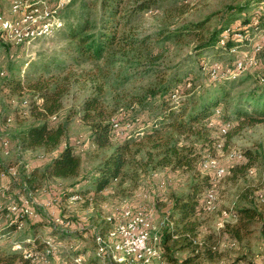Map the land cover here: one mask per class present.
Wrapping results in <instances>:
<instances>
[{"label": "rangeland", "instance_id": "374dc122", "mask_svg": "<svg viewBox=\"0 0 264 264\" xmlns=\"http://www.w3.org/2000/svg\"><path fill=\"white\" fill-rule=\"evenodd\" d=\"M46 1L54 4L57 0ZM242 1L158 0L150 10L142 12L129 24L120 23L118 25L117 33L121 31L129 42L130 38L133 39L131 45L116 42L110 45L99 59L84 60L80 64L68 65L69 79L66 90L60 95L61 106L57 112H54V118L46 117V119L53 123H61L64 126V132L58 146L72 144L79 157V175L81 177L87 175L110 150V146L101 148L90 146L87 139L88 128L78 118L77 114L82 98L94 92L95 86L99 85L101 90L99 97L102 104L110 112L112 119L119 120L118 126L123 134L132 132L134 136L140 135L133 132V129L146 122L149 123L154 117L157 118L161 114V110L164 109L163 105L167 107L173 102L188 97V95L197 97L201 91H205L208 87L209 89L216 87L220 83L219 81L210 82L208 75L200 68L199 57L201 55H199L200 50L197 44L210 34L225 14L230 13L228 10L234 9ZM83 3H87L89 18L97 19L99 14L97 0H70L59 10V16L63 22L62 26L50 35L38 37L27 44L4 40L0 42V134H6L12 149L9 156L0 154V164L11 160L15 153H19L29 163L36 165L57 150L58 147L45 149L39 146L28 148L19 146L15 136L21 129L39 121L31 114L32 105H36L39 101L37 98L38 91L29 89L26 87V83L33 81L38 76L42 81L49 78L48 87L52 85V81L61 83L62 74H59L62 73L61 71L51 67L48 72H45L42 70V66L53 56L61 58L57 49L64 42L62 37L65 24L76 19ZM8 4L9 0H1V9L6 15H8ZM120 5V12H122L126 2H122ZM250 7L251 5L246 7L243 12L249 13ZM199 20L202 21V24L196 32L169 35L178 26ZM202 51L207 52V55H212L207 48ZM8 73H12L20 85L24 87L12 90L3 86L2 81ZM239 77L233 81L224 79L223 84L227 90V95L223 101L216 104L219 112L221 111L232 120V128L229 127L227 134L221 135L217 132V128H214L215 126H209L211 128L207 138L213 140L212 143L203 147L199 146L202 138H193L192 135L182 138V141H191L199 146L197 151L200 158L193 169L173 170L168 166L152 167L149 164L143 170L138 169L132 178V182H123L116 187H112L113 184H111L108 186L109 191L105 193L106 198L105 196L97 198L99 202L113 204H120L124 200L131 204L142 202L148 208H151V202H154V219L151 217L156 223L169 210L173 195L184 192L194 179H200L206 175L211 184L203 187L202 192L205 188L211 187L215 192L216 206L211 211L202 208L198 210L197 215L202 223V229L196 238L201 239L203 238L202 234L214 231L212 239L216 245V250L211 258H206L200 254L196 264H232L233 261H238L233 264H264V224H262L264 200L259 201L257 199V193L262 192L264 194V124L261 122H243L241 118L235 117L231 112L234 104H240L249 109L254 97L258 93H264V85L256 84V79L253 77ZM173 79H179L175 98H172L171 95L169 97L164 96V102H160L163 100L160 98V94L151 95L148 92L149 89L157 88L167 81L173 83ZM180 79H184L185 82L189 81V85L184 87L180 84L182 83ZM249 96L250 98H248ZM23 97L28 101L27 106L19 103ZM12 99L16 102L14 105ZM165 101L167 105H165ZM130 104L133 107L131 114H137L138 120L130 122V126L125 127L124 121L126 123L127 116L125 115L127 112L125 108ZM5 115L10 116V121L2 124V118ZM237 122H239V126H236L235 123ZM167 132L168 130H165L161 133ZM76 140H78L77 143H75ZM114 141L115 139H113ZM142 145L144 147L136 154L139 159L145 157L143 149L149 144L144 142ZM245 149L250 151V156L244 153ZM238 151L241 156L233 157L234 153ZM206 156H212L216 159L218 165L223 168L222 175L217 176L212 169L201 167V160ZM35 176L37 179L42 176L43 179L42 174L39 176L37 173ZM75 179L76 177H68L52 180L59 182L62 188L69 186ZM5 182L4 179L0 178V189L1 187L6 189L3 186ZM35 186L37 187V185ZM143 193L146 196L142 195ZM8 194H11L10 190L1 196L3 201L8 198ZM202 194H200V200ZM38 196L40 193H37ZM93 200L94 198L85 199L83 202L69 205L61 203L63 207L58 206L60 207L59 215L65 224L67 222L76 226L79 225L83 227L81 230H87L88 227H84V223L89 222L93 216L85 206L89 201L93 205ZM243 203L253 205L258 211V214L252 217L251 222L245 228L247 231L245 236L236 240L233 237H228L225 233H217L222 226H215L214 221L220 220L222 224L233 223L234 216L231 212L233 209L244 205ZM37 218L40 219L37 225L41 223V220L48 223L41 215ZM28 219L32 218L23 219L22 226L14 231L11 230L9 234H1L2 228L6 227V224H4L3 219H0V225H3V227L0 226L1 242L4 243L6 240L18 241L21 236L26 235L24 230ZM46 234L45 230L38 232V235L42 236L41 238ZM80 234L76 235L79 236ZM52 238L56 244L49 257L50 264H71L70 254L73 251H70L68 245L72 241L77 243L75 245L77 246L76 251L84 250V253L87 250L86 260H88V264H99L96 259L91 258L93 256V241L89 235L62 239L61 234L58 239ZM76 238L79 239L77 242H75ZM182 254H184L182 251L175 252L177 257ZM151 264L169 263L162 256L161 262L152 261Z\"/></svg>", "mask_w": 264, "mask_h": 264}, {"label": "trees", "instance_id": "16d2710c", "mask_svg": "<svg viewBox=\"0 0 264 264\" xmlns=\"http://www.w3.org/2000/svg\"><path fill=\"white\" fill-rule=\"evenodd\" d=\"M97 1L98 18L90 19L87 3H83L76 19L65 24L62 37L64 42L57 49L58 53L61 54V58L53 56L42 66V70L45 72H48L51 67L61 71L62 73H59L62 74L61 83L52 81V85L48 87L49 78L42 81L39 76L26 83V87L38 91L37 98L39 101L36 105H32L31 114L39 121L21 129L15 136L19 146L27 148L39 146L45 149L58 147L51 156L44 158L46 161L44 162L43 172L45 175L58 178L76 177L63 190V194L66 195L73 191L80 192L82 195L84 194L80 202L92 198L96 200L98 197L104 196L106 198L105 193L109 191V185L113 184L112 187H116L123 182H132V178L138 169L143 170L149 164L152 167L164 165L173 170L193 169L200 158L197 147H203L208 143H212L213 140L207 138L211 127L207 126L206 123L212 117L214 108L217 107L216 104L223 101L227 95V90L223 84L224 79L211 80L208 78L210 82L219 81L220 83L216 87L211 89L208 87L205 91H201L197 97L188 95V97L177 102H170L171 104L167 107L163 105L164 109L161 110V114L157 118L154 117L149 123L146 122L133 129V132L140 135L134 136L131 132L114 136L113 120H111L113 117L102 104L99 97L101 90L99 85H96L94 92L87 94L80 101L77 114L78 118L88 128L87 139L90 146L99 148L110 146V150L87 175L81 177L79 175V157L72 144L58 146L64 132V126L61 123H53L46 119V117L49 118L51 114L57 112L61 106L60 95L66 90L69 79L68 65L80 64L84 60L99 59L106 49L116 42L131 45L133 39L130 38L129 42L125 34L121 31L117 33L118 25L120 23L129 24L142 12L150 10L158 0ZM257 1L243 0L234 9L228 10L230 13L225 14L210 34L197 44L200 50L199 55H201L199 58L208 54L202 51L206 48L211 51V56H222L220 50L213 49L221 30L244 13V9L248 8L249 5H251V10ZM122 2H126V6L124 11L120 12ZM201 24L202 21L200 20L184 23L173 29L169 35L194 33ZM239 76L253 77L251 73H244L228 80H237L240 78ZM178 80L173 79V83L167 81L157 88L149 89L148 92L151 95L160 94V98H163L160 102H164V96L169 97L171 92L179 87ZM181 81L180 84L187 87L185 85L187 81L180 79ZM2 83L3 86H7L12 90L24 87L14 78L12 73H8ZM256 84L261 86L264 85V82H256ZM165 105H167V102ZM132 108L131 104L125 108L127 111L125 115H130L128 118L126 116V122L132 123L134 120H138L137 114H131ZM231 112L235 117L241 118L243 122H261L264 124V93H258L254 97L249 109L240 104H234ZM218 116L229 121L230 128H232V120L229 117L221 111ZM114 121L119 122L116 119ZM235 124L239 126V122ZM165 130H168V132L162 134L161 132H165ZM216 130L218 132V129ZM189 135H192L193 138H202L199 146L191 141H182V138H187ZM113 139H115L114 142ZM144 142L149 145L143 149L145 157L139 159L136 154L142 150ZM244 153L250 156L248 149H245ZM153 156H155L154 159ZM209 184H211L210 179L208 180L207 176L203 175L200 179H194L184 192L171 197L169 210L164 214L166 217L165 224L161 226L159 231L161 255L169 264H196L200 254L206 258L213 257L216 250V245L212 239L214 231L202 234L203 238L199 239L198 243L193 242V239H196L202 229V223L197 215L198 210L201 208L200 194L203 193V187ZM243 204L232 210L233 223H224L217 233H225L228 237H233L236 240L245 236L244 234L247 233L245 228L251 222L252 217L258 214V211L251 204ZM262 224H264V220H262ZM6 227L13 228L14 225ZM21 242L24 249L39 247L41 244L39 241L36 243ZM176 251H182L184 254L177 257L175 255ZM28 263V257L24 255L22 249L11 250L0 243V264Z\"/></svg>", "mask_w": 264, "mask_h": 264}, {"label": "built area", "instance_id": "2783aa9c", "mask_svg": "<svg viewBox=\"0 0 264 264\" xmlns=\"http://www.w3.org/2000/svg\"><path fill=\"white\" fill-rule=\"evenodd\" d=\"M67 1L57 0L50 4L46 0H9L6 15L1 9L0 0V41L27 44L38 37L50 35L62 26L59 10ZM213 49L220 50L222 56L205 55L199 58V66L209 79H232L240 74L251 73L256 82H264V0H258L249 13H242L224 27ZM185 85L188 86L189 81ZM177 91L175 88L171 92L172 98L176 97ZM12 101L14 105L16 102L14 99ZM19 103L23 106L28 105L24 97ZM218 115L219 108L215 107L206 125L215 126L219 134L224 135L230 127V122L219 118ZM54 116L51 114L50 118ZM2 120V124H6L10 121V116L5 115ZM111 120L114 136L122 135L118 123L114 119ZM124 126H130V122H124ZM77 142L78 140L75 141ZM11 151L9 138L5 133L0 134V154L9 156ZM240 156L239 151L233 155ZM200 165L205 169H212L217 176L223 173V168L212 156L203 158ZM31 171V163L19 153H15L11 160L0 164V178L6 181L3 185L6 189L1 187L0 192L7 190L11 192L4 201L0 195V219L4 220L6 226L14 225V229H17L21 227L23 219L36 218L41 214L52 229L58 231L63 229L65 221L55 210V206L59 203L69 205L80 202L83 195L73 191L60 199L58 192L61 185L59 182L50 181L49 177L41 185L32 187L24 181ZM37 193L42 197L38 198ZM142 195L146 196L145 193ZM257 199L263 201L264 194L257 193ZM145 206L142 202L131 204L126 200L120 204L101 202L102 220L110 226L101 230V225L97 223L88 224L94 246L93 254L99 264H151L152 261H162L159 231L165 224L166 217L161 216L155 223L151 217L152 207L146 206L147 209ZM215 206V192L211 187H207L202 194L201 208L211 211ZM38 209L41 210L40 213ZM24 241L34 243V239L30 237ZM12 242L23 250L24 255L28 257V264H50L49 257L56 244L49 235L41 238L40 247L35 248L24 249L20 241ZM193 242L198 243L199 239H193ZM70 259L71 264H87L83 252L71 254Z\"/></svg>", "mask_w": 264, "mask_h": 264}, {"label": "crops", "instance_id": "0c3cea01", "mask_svg": "<svg viewBox=\"0 0 264 264\" xmlns=\"http://www.w3.org/2000/svg\"><path fill=\"white\" fill-rule=\"evenodd\" d=\"M88 132V131H87ZM46 161V159L44 160H42V162L40 163V164H31V166H32V171L30 172V174L27 176V177H25V179H24V181L27 183V184H29L30 186H32V187H36L35 185H37V186H39V185H41L43 182H44V180L47 178V177H49V180L50 181H53L52 179H63V178H58V177H53V176H47V175H45V173L43 172V166H44V162ZM33 167H34V171H33ZM41 170L40 172L38 171V170ZM39 174V176H40V174H42L43 175V179H42V176L40 177V179L38 178H35L36 176H35V174ZM66 187H62V188H60V190H59V192H58V195H59V197H60V199H62L63 198V196L65 195V194H63L64 193V189H65ZM103 192V191H102ZM5 191H1L0 192V195L1 196H4L5 195ZM84 195V194H83ZM38 197H42V195H40V196H38ZM97 200V199H96ZM94 201L93 202V205L91 204V202L89 201L88 202V204H87V206H85V207H87L88 208V210H89V212H90V214H92V218L90 219V221L89 222H87V225L86 224H84V227H88V224L89 223H97L98 225H101V230H104L105 228H107L108 226H110V224H106V223H104L103 222V220H102V213H103V210L101 209V202H99L98 200L97 201ZM151 205H152V217H153V219H154V216H153V212H154V202H151ZM58 206H60V207H63V205L60 203ZM58 206H55V210L59 213L60 212V207H58ZM71 206V205H70ZM157 206V205H156ZM72 208H73V206H72ZM163 208L161 207V210H162ZM38 211H41L40 209H38ZM155 211H156V209H155ZM167 212V211H166ZM39 215H41V214H39ZM38 215V216H39ZM44 218V217H43ZM45 219V218H44ZM40 219L39 218H32V219H28V222L26 223V225H25V232H26V235H24V236H21V239L20 240H18V241H24V239L25 238H27V237H30V238H33L34 239V242L36 243V242H40V239H41V237L42 236H39L38 235V232L39 231H44L45 230V232H47V234L46 235H49V236H51V237H56L57 239H58V237H59V235H61L62 234V239H66L65 237H86V235H89L90 237H92L91 236V232L87 229V230H85V229H83V230H79L77 227H79V225L78 226H76V225H74V224H70V223H67L66 222V224H63V229H60L59 231H56L55 229H52L49 225H48V223H44L42 220H41V223H39V225H37V222L39 221ZM221 220H223V219H221ZM215 222V226H223V224H222V221H214ZM23 224V223H22ZM65 225V226H64ZM0 226H2L3 227V225H0ZM22 226V225H21ZM214 226V225H213ZM3 230H2V233L1 234H9L10 232H11V230L12 231H14L15 229H14V227L13 228H7V227H4V228H2ZM36 231V232H35ZM76 232H78V233H76ZM82 232V233H81ZM81 233V234H80ZM72 234V235H71ZM78 234H80L79 236H77ZM45 235V236H46ZM32 236V237H31ZM45 236H43V237H45ZM1 238H0V243L1 244H4V245H6L8 248H10L11 250L13 249V250H18V249H20V247H17V246H15L14 244H13V242H12V240H6V242H1ZM71 240H73V239H71ZM79 239H77L76 238V240H75V242H77ZM81 241V240H80ZM21 244H22V242H21ZM77 243H74L73 241H72V243H71V247H70V251H73L72 252V254L73 253H75V252H80V251H76L77 250V246H75ZM73 245H74V247H73ZM40 247V246H39ZM93 250H94V246H93ZM84 250H82L81 252H83ZM84 254L87 256L88 254H87V250L84 252ZM71 255V254H70ZM93 256H94V254H93ZM93 256H91V258L92 259H94L95 260V257H93ZM87 261L88 260H86V263H87ZM88 264V263H87Z\"/></svg>", "mask_w": 264, "mask_h": 264}]
</instances>
